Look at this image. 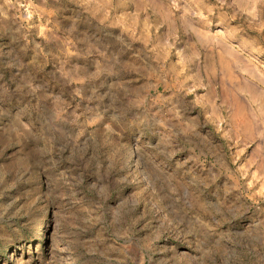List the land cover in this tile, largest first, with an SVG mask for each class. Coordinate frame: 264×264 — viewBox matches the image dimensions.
Instances as JSON below:
<instances>
[{
	"label": "rangeland",
	"instance_id": "374dc122",
	"mask_svg": "<svg viewBox=\"0 0 264 264\" xmlns=\"http://www.w3.org/2000/svg\"><path fill=\"white\" fill-rule=\"evenodd\" d=\"M0 264H264V0H0Z\"/></svg>",
	"mask_w": 264,
	"mask_h": 264
}]
</instances>
